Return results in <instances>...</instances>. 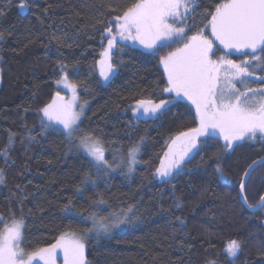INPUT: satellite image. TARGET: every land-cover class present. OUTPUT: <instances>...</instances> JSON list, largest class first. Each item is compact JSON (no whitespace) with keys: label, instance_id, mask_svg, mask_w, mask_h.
I'll use <instances>...</instances> for the list:
<instances>
[{"label":"trees","instance_id":"trees-1","mask_svg":"<svg viewBox=\"0 0 264 264\" xmlns=\"http://www.w3.org/2000/svg\"><path fill=\"white\" fill-rule=\"evenodd\" d=\"M132 2L0 0L5 9L0 16V169L4 177L0 231L23 214L22 248L27 253L55 243L61 233L91 227V221H83L75 212H97L101 217L131 204L139 220L109 236L88 240L85 258L89 264H206L209 260L264 264V216L246 210L237 195L247 165L264 156V140L244 141L234 150L221 151L222 140L212 137L173 180H153L151 173L166 141L195 126V109L184 101L169 106L158 119L133 121L130 105L135 100L167 98L161 92L166 78L159 63L164 50L151 54L125 47L116 53L123 63L115 78L110 83L100 79L95 61L106 40L101 42L104 25L98 21L106 22L117 14L109 10V4L120 10ZM196 2L199 6L187 18L189 34L204 28L205 11L214 9L220 0ZM204 35L211 39L210 28ZM229 57L240 61L246 55ZM58 62L67 65L68 81L79 85V101L88 102L81 128L94 130L106 146L112 142L106 153L109 161L114 154H126L129 146L144 137L141 164L131 178L117 172L107 182L99 179L95 187L89 183L82 193L75 191L82 174L91 171L87 158L68 151L58 133L41 135L36 111L61 91L56 87L61 76ZM10 133L15 134L11 145ZM29 135L35 140L29 141ZM6 146L10 147L7 156L3 154ZM217 165L223 170L222 178L215 171ZM246 194L249 203L264 194V165L249 177ZM69 198L74 200L73 214L62 210ZM101 198L107 204L89 206L91 200ZM177 216L184 220L182 226ZM230 239L242 243L234 257L224 250Z\"/></svg>","mask_w":264,"mask_h":264},{"label":"snow or ice","instance_id":"snow-or-ice-1","mask_svg":"<svg viewBox=\"0 0 264 264\" xmlns=\"http://www.w3.org/2000/svg\"><path fill=\"white\" fill-rule=\"evenodd\" d=\"M198 6L196 0H135L120 10L109 4V10L117 14L106 22L98 21L104 25L101 42L106 40V44L95 61V67L104 83H110L118 74L123 61L116 59V53L123 52L125 47H139L155 54L161 47L184 41L159 60L166 78V86L161 92L167 98L158 101L137 99L130 105L133 121L158 119L169 106L184 101L195 109V126L168 138L159 164L151 173L153 180L163 183L182 172L184 164L212 137L223 141L221 151L234 150L238 142L254 141L258 135L264 140V0H220L214 9L205 11L207 22L204 28L184 39L188 14ZM21 7L26 8L27 5ZM4 14V7H0V16ZM209 28L214 39L204 35ZM0 38H3V33H0ZM215 42L222 46L223 54L213 59L219 50ZM233 51L249 58L240 62L229 59ZM58 65L61 76L56 84H64L73 95L66 99L56 92L50 102L36 111L41 135L58 133L64 138L68 151L87 158L91 171L82 174L75 191L82 193L84 185L89 183L95 187L99 179L107 182L117 172L131 178L141 164L139 155L144 137L129 146L126 154H114L109 161L106 153L112 142H107L106 146L94 130L81 128L88 102L79 101L76 95L79 85L68 81L67 65L61 62ZM253 83L257 86L251 87ZM238 84L242 87H237ZM14 135L10 133L9 145ZM27 138L35 140L31 135ZM8 151L10 147L6 146L3 154L7 156ZM260 165H264V157L247 165L240 177L237 195L248 210L259 211L264 216V194L255 203H249L246 194L248 179ZM215 171L223 177L219 165ZM3 182V170L0 169V183ZM172 187L174 189L175 185ZM175 199V206L179 208V198ZM105 204L107 201L101 198L91 200L89 206L99 208ZM62 210L68 214L75 212L73 198L62 205ZM134 210L135 205L130 204L101 217L97 212L87 215L83 211L75 212L83 221H91V227L79 232L61 233L55 243L27 253L21 247L26 228V218L22 214L19 219L13 218L11 226L0 231V264H32L37 257L44 264H55L57 249L63 251L64 264H89L85 258L87 241L99 239L102 235L109 236L114 230L138 221L139 217L133 215ZM176 220L181 226L184 224L181 217L177 216ZM241 248L239 240L230 239L225 242L224 250L228 256L234 257ZM206 264H215V261L209 260Z\"/></svg>","mask_w":264,"mask_h":264},{"label":"rangeland","instance_id":"rangeland-1","mask_svg":"<svg viewBox=\"0 0 264 264\" xmlns=\"http://www.w3.org/2000/svg\"><path fill=\"white\" fill-rule=\"evenodd\" d=\"M191 35H193V34H189V32L188 31H186V36H185V38L184 39H187V36H191ZM205 36H207V35H205ZM208 38H209V36H207ZM210 39V38H209ZM184 41L183 40H179V41H176V42H173V43H171L170 45H168V46H166V47H161V48H159V49H157L156 50V52H160L161 50H164V52H163V55H161V56H164V55H166L169 51H172L173 49H175V48H177V47H179L182 43H183ZM106 44V43H105ZM139 48V47H138ZM223 52V51H222ZM223 53H216L215 54V56L213 57V59H215L216 57H218V56H220V55H222ZM242 54H240V55H237V56H241ZM229 59H231L230 57H228ZM246 58H249V57H245V58H243L242 60H240V61H243L244 59H246ZM235 61V60H234ZM240 61H236V62H240ZM162 67V66H161ZM162 69H163V67H162ZM1 77V76H0ZM103 82V81H102ZM250 86L251 87H256V86H254V85H251L250 84ZM56 87L58 88V89H60L61 91H60V95L61 96H63V97H65L66 99H71V97H72V95H73V93H72V91L69 89V88H66L65 86H64V84H59V85H57L56 84ZM237 87H242L241 85H237ZM55 95V93L53 94V96ZM76 95H77V97H78V91L76 90ZM52 96V97H53ZM51 100H52V98H51ZM50 100V101H51ZM259 138V135L257 136V139ZM256 139V140H257ZM245 141H253V140H245ZM255 141V140H254ZM223 142V141H222ZM241 142H244V141H241ZM241 142H238V143H241ZM11 223H12V221H10L9 223H7L6 225H5V227L6 226H11ZM5 227H4V229H5ZM3 229V230H4ZM21 247H22V245H21ZM42 263L43 261L42 260H40L38 257L37 258H34L33 259V261H32V264H35V263ZM44 263V262H43ZM55 264H64V255H63V251L62 250H60V249H57V252H56V257H55Z\"/></svg>","mask_w":264,"mask_h":264},{"label":"water","instance_id":"water-1","mask_svg":"<svg viewBox=\"0 0 264 264\" xmlns=\"http://www.w3.org/2000/svg\"><path fill=\"white\" fill-rule=\"evenodd\" d=\"M210 37H211V39H214V38L211 36V30H210ZM215 43L217 44L218 48H219L220 50L223 51L222 46H219V45H218V42H215ZM240 54H242V53H238V52L233 51L231 55L237 56V55H240ZM262 157H264V156H262ZM260 166H261V165H260ZM258 167H259V166H258ZM258 167H256V169H257ZM256 169H255V170H256ZM239 200H240V199H239ZM240 202H241L242 205L244 206V204H243V202H242L241 200H240ZM244 207H245V206H244ZM245 209L248 210L246 207H245ZM248 211H249V212H252V211H250V210H248Z\"/></svg>","mask_w":264,"mask_h":264}]
</instances>
